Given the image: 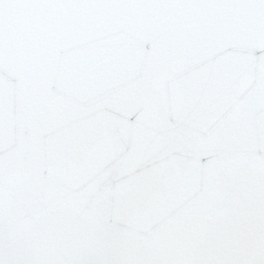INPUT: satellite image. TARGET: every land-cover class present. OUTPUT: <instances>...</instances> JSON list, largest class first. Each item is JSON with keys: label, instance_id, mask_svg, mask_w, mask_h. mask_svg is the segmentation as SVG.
Returning <instances> with one entry per match:
<instances>
[{"label": "water", "instance_id": "1", "mask_svg": "<svg viewBox=\"0 0 264 264\" xmlns=\"http://www.w3.org/2000/svg\"><path fill=\"white\" fill-rule=\"evenodd\" d=\"M264 226V0H0L5 259L224 264Z\"/></svg>", "mask_w": 264, "mask_h": 264}, {"label": "snow or ice", "instance_id": "2", "mask_svg": "<svg viewBox=\"0 0 264 264\" xmlns=\"http://www.w3.org/2000/svg\"><path fill=\"white\" fill-rule=\"evenodd\" d=\"M0 264H87V262H44L27 259H5L3 235L2 231H0ZM224 264H264V226L261 227L259 235L254 242L244 250L241 256L226 261Z\"/></svg>", "mask_w": 264, "mask_h": 264}]
</instances>
